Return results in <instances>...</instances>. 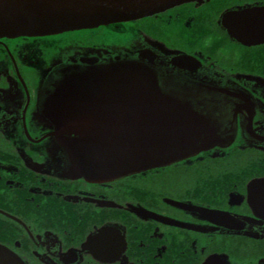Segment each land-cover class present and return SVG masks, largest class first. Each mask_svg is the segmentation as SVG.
Returning a JSON list of instances; mask_svg holds the SVG:
<instances>
[{
	"label": "flooded vegetation",
	"instance_id": "flooded-vegetation-1",
	"mask_svg": "<svg viewBox=\"0 0 264 264\" xmlns=\"http://www.w3.org/2000/svg\"><path fill=\"white\" fill-rule=\"evenodd\" d=\"M261 8L193 0L0 36V264H264V32L248 34ZM116 60L147 68L181 106L166 111L199 126L203 146L118 177L73 176L45 117L48 96L65 76Z\"/></svg>",
	"mask_w": 264,
	"mask_h": 264
},
{
	"label": "water",
	"instance_id": "water-1",
	"mask_svg": "<svg viewBox=\"0 0 264 264\" xmlns=\"http://www.w3.org/2000/svg\"><path fill=\"white\" fill-rule=\"evenodd\" d=\"M189 1L193 0H0V36L87 29ZM261 21L251 24L250 38L263 34ZM174 107L181 108L161 96L147 68L116 60L57 82L45 117L53 128L51 135L68 155V172L100 180L163 165L201 148L204 131L174 121L166 111Z\"/></svg>",
	"mask_w": 264,
	"mask_h": 264
},
{
	"label": "snow or ice",
	"instance_id": "snow-or-ice-1",
	"mask_svg": "<svg viewBox=\"0 0 264 264\" xmlns=\"http://www.w3.org/2000/svg\"><path fill=\"white\" fill-rule=\"evenodd\" d=\"M261 2V5H262V8H261V11H264V0H260ZM262 24H264V21H262ZM238 25L240 27H246L248 25V21L246 18H241L239 21H238Z\"/></svg>",
	"mask_w": 264,
	"mask_h": 264
}]
</instances>
